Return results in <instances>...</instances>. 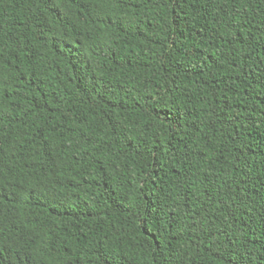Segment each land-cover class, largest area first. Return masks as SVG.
Instances as JSON below:
<instances>
[{"label":"trees","instance_id":"trees-1","mask_svg":"<svg viewBox=\"0 0 264 264\" xmlns=\"http://www.w3.org/2000/svg\"><path fill=\"white\" fill-rule=\"evenodd\" d=\"M0 264H264V0H0Z\"/></svg>","mask_w":264,"mask_h":264}]
</instances>
